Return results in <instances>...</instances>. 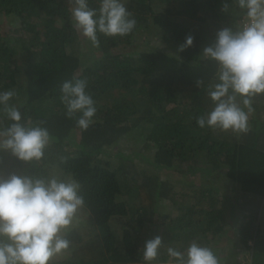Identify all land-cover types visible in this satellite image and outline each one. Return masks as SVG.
<instances>
[{"label":"trees","instance_id":"trees-1","mask_svg":"<svg viewBox=\"0 0 264 264\" xmlns=\"http://www.w3.org/2000/svg\"><path fill=\"white\" fill-rule=\"evenodd\" d=\"M223 2L127 0L136 28L124 37L99 35L92 47L72 25L70 0H0V90L14 89L12 103L29 120H43L53 137L40 162L0 151V173L71 175L85 201L86 221L71 229L68 252L52 264H143L138 249L157 235L162 247L153 264H165L167 247L193 238L221 264H264L260 201L252 209L246 199L264 197V96L253 100L247 133L195 123L211 106L205 88L214 72L200 52L220 26L241 22ZM187 35L193 44L177 52ZM70 79L87 80L97 108L84 131L60 102V85ZM122 142L140 147L128 155L109 151ZM222 184L242 193L240 218L231 202L217 200ZM164 205L172 209L160 212ZM239 250L243 257L231 258Z\"/></svg>","mask_w":264,"mask_h":264},{"label":"clouds","instance_id":"clouds-1","mask_svg":"<svg viewBox=\"0 0 264 264\" xmlns=\"http://www.w3.org/2000/svg\"><path fill=\"white\" fill-rule=\"evenodd\" d=\"M96 2L97 7H89V0H70L72 25L92 47L98 46L99 35L124 37L136 28L127 0ZM230 5L241 22L218 29L199 55L214 72L205 88L211 106L195 123L239 135L249 131L254 98L264 96V0H224L222 10ZM192 44L187 35L177 52ZM15 96L14 89L0 90V151L25 163L40 162L53 137L43 120L23 115L20 105L12 103ZM59 98L65 116L75 117L76 126L87 130L97 111L87 80L63 81ZM84 204L81 185L71 175L21 169L0 173V264H52L64 256L68 233L80 223ZM161 247L159 235L145 240L138 249L143 264H153ZM166 254L165 264H221L213 248L197 238L167 247Z\"/></svg>","mask_w":264,"mask_h":264},{"label":"rangeland","instance_id":"rangeland-1","mask_svg":"<svg viewBox=\"0 0 264 264\" xmlns=\"http://www.w3.org/2000/svg\"><path fill=\"white\" fill-rule=\"evenodd\" d=\"M185 1H189V0H185ZM176 21L182 23L183 22V19L176 18ZM183 25H184V27L189 28V29L194 30V31L197 29V27H199L202 30L205 28L204 27V24H198V23H194V22H184ZM222 27H224V25L223 26H220V28H222ZM156 44H158L160 47H162L158 42ZM75 45L77 47V44L76 43L74 44V46ZM148 45L149 46H152L151 43L148 44ZM79 46L80 45H78V47ZM263 120H264V115H263ZM137 133H138V129L133 131V135L134 134H137ZM136 136L137 135H135V137ZM131 139L133 140V137H131ZM128 142H130V136L128 137ZM139 147H140V145H129V144H125V143L122 142L121 145H118L117 147H114L112 149H109V151H111L113 153L114 152H121L124 155H128V154H135L136 151H137V149ZM112 162H114V161H112ZM55 172L56 173H59L58 171H55ZM198 180H200V179H198ZM233 191L231 193H227L226 186L224 184H222V187H221V189L219 191V196H218L217 200H219V201L222 202V199L224 198V200H226L227 202H229V203L231 202V210L234 211V212H237L236 214H234V216H236V218H240L242 212L240 213V211H239L240 208L238 206H241L242 208L246 207V206L243 205L245 203V201L243 200L242 193H240L239 191L238 192H236V191L233 192ZM246 199L248 200L249 207H251L252 209L255 208V206H253V205L257 204V202L260 201V210H258L259 211V214H260L259 215V219H261L262 221H264V197L263 198L255 197V199L252 198L251 200L248 199V198H246ZM171 209L172 208L170 206L164 205V207L163 206L160 207V210L159 211L160 212H163V213H167ZM230 214H232V213H230ZM86 217H87V215L86 214L84 215V212L81 211L80 212V222L83 221V220L86 221ZM227 221L231 225V223H232L233 220L227 219ZM234 224L235 223H233V225ZM76 227L78 228L79 227V224ZM236 230H237V225H234V231H236ZM233 237H234L233 235H231V234H227L226 235V233H224V235H222V238H224V241L227 242L226 241V238H229L230 243L233 242ZM224 241H222V242H224ZM242 254H243L242 253V250H239L235 255H232L231 258L235 256V260H237V258L241 259L243 257Z\"/></svg>","mask_w":264,"mask_h":264}]
</instances>
